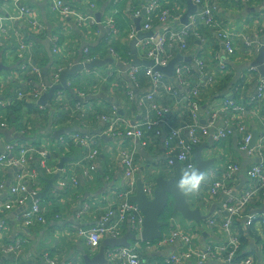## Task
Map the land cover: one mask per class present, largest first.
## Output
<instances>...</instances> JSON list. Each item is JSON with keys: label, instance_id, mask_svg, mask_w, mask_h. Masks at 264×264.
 <instances>
[{"label": "crops", "instance_id": "obj_1", "mask_svg": "<svg viewBox=\"0 0 264 264\" xmlns=\"http://www.w3.org/2000/svg\"><path fill=\"white\" fill-rule=\"evenodd\" d=\"M63 1L69 7L68 15L60 14L55 9L56 0H25V5L35 11L39 23L44 28V35L35 37L29 31L27 19H18L14 2L0 0V26L3 25L6 31L0 38V120L6 123L5 128H0V151L2 147L16 140L15 137L19 135L22 126L23 131H27V125H30V136L26 141L48 148L55 158L51 167L56 171L53 175L46 176L42 172L39 158L31 159V166L41 181L37 190L40 197H37L38 195L36 197L47 210V220L44 225H35L24 230L17 218L22 209L5 212L0 218L7 221L6 229L0 232V264H41L42 260L46 261V264H49V261L55 264L68 262L88 264L90 261L91 264L99 254L103 240L107 239L101 240L99 247L92 250L88 248L83 238L78 237L76 231L78 228L90 229L97 226L100 215L108 205L117 206L125 200L126 194L130 202V198L135 194L136 183L130 194L123 176L122 154H128L133 158L137 168L135 182L137 178H141L143 182L147 178L155 181L158 177L170 178L174 174V167H169L167 160H174L179 150L174 149L173 153L168 151L165 142L172 129H181L180 139L188 140L184 127L192 124L193 118L184 104L185 87H199L203 92L199 97L201 103L198 118L201 119L208 111H219L223 100L235 98L236 102L246 109L240 120L245 124L249 134L252 137L256 136L254 144L264 137V106H260L255 112L251 111L252 99L255 97L258 82L262 79L259 72L251 71V68L254 67L261 45H264V0L212 1L210 7L213 9L217 24L223 26L233 36L235 52L232 55L225 53L214 30L203 27L198 21L194 26L191 25L198 11L191 0H160L157 10L162 12L157 15V10L153 11L152 23L161 27L170 23L172 29L183 34L185 47L181 48L178 42L168 44L169 62L175 59L178 61L172 70V76L163 72H158V75L161 78L160 84L165 83L171 87L172 93L168 94L166 90L160 88L150 100L148 96L153 83L145 68L139 67L141 70L134 82L130 80L128 71L133 68L131 41L139 33H149L143 32L142 24L148 16V7L157 0H123L118 6L114 5V0H104L96 2L94 9H89L92 0ZM127 3L129 13L126 12ZM167 9L173 11L172 14L178 17L177 20L172 22L161 20L163 11ZM190 9L192 14L188 23L182 24L181 18ZM81 12L91 16L94 23L99 24L89 22L79 24L76 16L72 14ZM109 21H112V29L108 25ZM131 35H134V38L131 39ZM24 36L32 46L24 56L19 57L16 47ZM243 38H257L259 42L245 49ZM48 39L51 55H48L43 45ZM144 39L147 38L140 41ZM140 41L136 44V56L144 61L143 53L139 49ZM85 50H88L87 55ZM87 56L89 61H104L110 58L119 62L116 60V64L107 63L84 68L74 77L66 76L69 90L62 88L55 90L53 97L45 105H40L39 100L44 94L51 88L60 86V78L57 84L52 83L53 75L58 70L63 72L72 68L75 62L86 63ZM28 60L42 70L39 84L35 83L31 73L20 67ZM196 60L203 64L201 68L196 65ZM221 66L224 70L220 72ZM176 69L179 70L185 85L177 82L176 76L179 72H176ZM211 77L215 81L210 84L208 79ZM37 85L46 89L44 94ZM19 91L29 95L35 91L41 94L32 112L27 111L28 106H23L27 103L23 102L19 103L22 107L13 116L6 106L13 101ZM236 92L239 93L236 95ZM59 94L63 99L61 103H56L55 99ZM112 109L116 110V116L124 124L137 125L144 119H150L159 126L146 133L145 142L136 139H116L107 133L109 123L102 119L106 117L110 122H114L116 117L112 115ZM225 119V114L219 113L216 126L222 127ZM198 124L201 126L204 121ZM68 128L76 129L58 138L55 137L57 132ZM157 131L159 134H156ZM67 135H78L93 140L98 147V155L87 163L82 160L89 155L91 146L71 145L67 152L61 150L58 140L61 136ZM210 136L209 134L203 138L202 144H205ZM239 144L240 137L234 132L227 141L213 142L211 147L202 151V159H215V164L208 170H212V173L222 171L228 164L238 167L232 175V181L229 182L238 194L257 186L255 182L246 178V172L261 159L257 155L250 156L247 152L241 151ZM194 155L195 151L193 157ZM262 161L264 164V158ZM60 166L64 169L72 168L70 176L76 178L78 186L76 190H58ZM17 173L16 168L0 167L3 182L0 201L9 197V188L16 183ZM208 176L209 172H206V177ZM209 182V179L208 182L203 181L196 192L188 194L192 208L199 209L205 219L199 224L188 222L168 208L163 214H168L169 218L165 219L163 214L161 217V221L166 223L162 235L173 229V224L169 222L171 218H176L177 229L194 234L192 245L197 251L205 249L206 246L222 248L227 245L229 234L222 232L219 227L226 218L222 206L227 197L222 192L216 196L209 195L207 186ZM85 205L89 206V210L79 217L78 214ZM263 206L264 196L261 194L252 201L249 214L246 212V215L262 214L259 211ZM26 208L28 206L23 207V210ZM245 219L236 218L240 223H235L236 230H232L231 235H235L240 241L239 230L247 232L252 228L255 237L252 239L247 237L249 255L245 257H251L258 264H262L264 223H260V228L256 224L247 227ZM211 221H215L218 227L211 225ZM22 232H25L27 242L21 255L2 256V247L14 242L16 237H22ZM127 232L128 228L125 229L124 235ZM162 239L150 247L145 244L141 246L143 264H166L172 257L180 256L189 249L180 239L160 247L157 243ZM130 243L131 241H128V244ZM110 249L112 248H105V263L102 264H110L106 258V252ZM181 264H197V261L186 259ZM205 264L223 262L212 258Z\"/></svg>", "mask_w": 264, "mask_h": 264}, {"label": "built area", "instance_id": "obj_2", "mask_svg": "<svg viewBox=\"0 0 264 264\" xmlns=\"http://www.w3.org/2000/svg\"><path fill=\"white\" fill-rule=\"evenodd\" d=\"M16 6L18 19L23 18L27 19L28 27L30 33L35 36H43L44 28L41 23H39L35 11L25 5V0H12ZM104 0H92L90 3L89 9L95 8L96 2H102ZM209 0H191V2L197 7V13L192 19L191 25L198 21L201 22L203 27H208L214 30V34L219 39L224 51L228 55H232L235 52L233 36L227 31L223 26H219L216 22L213 9L209 5ZM123 0H114V5L118 6ZM127 11L129 13V3H127ZM160 6V0L151 3L147 9L148 16L144 21L143 32H152L153 36L151 38L144 39L139 42V49L143 53V58L145 61L152 62L153 65L149 68H145L146 74L150 77L152 81V86L150 88V95L148 100L154 96L160 88H163L167 91L168 94H171L172 88L167 86L165 83L161 85V78L158 75V72L154 70L156 67L165 68L170 61V56L168 55V44L170 42H178L181 48L185 47V42L183 39V34L177 32L170 27V23H167L164 27H161L159 24H153V11L157 10ZM68 6L63 0H56L55 9L60 12V14L68 15L69 10ZM76 16L78 23L82 24L85 22L94 23L91 16L81 13L72 14ZM178 17H172L168 10H164L162 13L161 20H168L172 22L177 20ZM99 23L95 22L94 25ZM110 29H112V21L108 22ZM5 27L0 26V38L5 34ZM130 38H134V35H131ZM56 41V39H55ZM55 41L53 43H55ZM258 41V39L243 38V47L249 49L253 47ZM1 46V42H0ZM32 46L27 38L24 36L21 38V42L16 47L17 55L19 57L24 56L27 51ZM261 47H264V45ZM88 54V50H85V55ZM117 60V59H116ZM118 61V60H117ZM26 62V63H25ZM24 64L20 65L22 70H27L35 79V83L39 84V79L42 74L41 68L33 65L31 61H25ZM86 63L91 61L87 60ZM119 62V61H118ZM196 65L199 68L203 64L199 60H196ZM141 68L134 67L128 71L129 78L131 81L136 80V76L139 73ZM224 70V67L221 66L220 72ZM257 70L256 68H251V71ZM61 71H57L53 75V84L59 82V76ZM176 72H179L176 69ZM177 82L180 85H185L183 82L180 72L176 76ZM215 80L213 77L208 79V82L211 84ZM41 93L45 92V88L41 85H37ZM186 95L184 96V104L188 107L189 115L193 118L192 124L185 126L187 132L188 140L184 141L180 139L181 129H172L168 135V138L165 142V147L168 151L174 152L176 149L177 152L175 159L183 166V171L189 168H195L193 150L200 146L203 143V138L207 137L210 134V131L213 130L212 140L214 143H221L227 141L230 136L236 132L240 137L239 148L243 152H247L248 155L259 156L260 162L253 165L246 172V178L257 184L256 187L240 192L239 194L229 185V182L232 181V175L238 170V167L235 165H226L222 171H215L212 173L209 172V176L206 177L210 182L208 183V192L211 196H216L219 192H222L227 200L223 204L222 209L226 213V218L223 220V223L219 224L220 230L226 234H229V239L227 245L222 248L206 246L203 250H196L192 245V239L194 234H188L183 232L180 229H177V219L171 218L170 224H173V229L169 233L162 235V241L157 243L158 246H163L166 243H171L176 239H180L184 245L189 249L180 256L172 257L170 260L166 261V264H181L186 259H196L197 264H205L210 259L214 258L221 260L223 264H254V259L251 257L239 258V250L241 243L239 238L235 235L232 236V230H236L234 220L236 218H247L245 219V225L247 227L256 224L260 228V223H264V214H254L246 215V210L249 207L251 201L255 198H258L261 194L264 196V164L263 155H264V137L254 144L252 148L250 143L252 141V136L247 131L245 124L240 120V116L246 112L245 107L241 104H238L233 98L223 100L221 108L219 111H208L200 119L198 118V112L200 105L198 104L196 98H199L202 94V91L199 87H185ZM41 93L35 91L33 94L29 95L23 91H19L14 97L13 101L7 104L6 107H11L17 102H25L27 104L35 105L38 101V97ZM239 92H236L237 95ZM44 94V93H43ZM63 96L59 94V97L55 99L56 103H61ZM262 103L264 104V78L260 79L258 82V87L256 90L255 97L251 102V111L255 112ZM219 113H223L226 116L224 124L222 127L216 126V121ZM112 115L116 117L114 122H110L109 118L102 117L103 121L109 123L107 133L116 138L131 140L136 139L139 141L145 142L146 133L150 130L156 129L159 125L157 122H153L150 119H144L142 123L137 125H127L120 121L116 116V110L112 109ZM235 117V120H233ZM24 120V119H23ZM204 121V124L199 126L198 123ZM23 123V121H22ZM6 123L0 120V128H5ZM27 131L23 129L19 132L21 139H16L17 142L8 143L6 146L2 147L0 151V167L3 169H18L16 175V183L9 188V197L6 200L0 201V218L4 216L5 212L13 211L14 209H22L17 216L20 221L21 227L26 229H31L35 225H44L46 223V213L47 210L41 204V201L36 197L37 190L40 188L41 181L37 175V172L31 166V159L37 157L40 160L42 172L46 176L53 175L56 171L54 167H51L53 159L55 158L51 155L48 148L37 146L34 143H29L26 140L30 136L31 126L27 125ZM156 134H159L157 131ZM60 149L67 152L68 147L72 146H91V151L87 157L82 161L87 163L94 159L98 155V147L93 140H89L86 137L78 135L70 136H61L58 140ZM250 147V148H249ZM175 149V150H174ZM174 161L172 159L167 160L169 167L173 166ZM122 168L123 176L127 182V187L129 193L132 194L135 188V173L137 168L134 164L132 156L123 153L122 154ZM74 167V165H71ZM60 178L57 188L60 191L64 190H76L77 181L75 177H71L72 168L61 169ZM3 188V182L0 176V190ZM154 189V181L149 178L144 180V193L148 198H152ZM128 195H125V200L122 201L117 206L106 207L102 214L99 217V223L97 226L88 228H78L76 234L78 237L83 238L89 249H97L100 245L101 240L103 239H119L124 233L125 229L128 228V231L134 236V240L131 241L129 247H117L112 248L106 252L107 261L110 264H143L141 259V246L145 244L150 247V242H145L141 238L142 232V223L143 215L136 208L134 204L128 201ZM28 206L25 210L23 207ZM89 210V206L85 205L79 212V217L83 216ZM211 225H214L216 228L218 224L215 221L210 222ZM7 227L6 220H0V232L4 231ZM26 245V239L23 237H16L14 242L5 245L1 249L2 256L10 257H19L24 250ZM47 260V258H45ZM44 259V260H45ZM46 262V261H45ZM47 263V262H46ZM49 264H55V262H50ZM66 264H73L68 262ZM264 264V261L262 262Z\"/></svg>", "mask_w": 264, "mask_h": 264}, {"label": "water", "instance_id": "obj_3", "mask_svg": "<svg viewBox=\"0 0 264 264\" xmlns=\"http://www.w3.org/2000/svg\"><path fill=\"white\" fill-rule=\"evenodd\" d=\"M191 4V3H189ZM191 9L181 18L182 24H187L188 19L191 16ZM140 26L137 27L138 31ZM153 36L151 32L143 34L139 33L136 38L131 41V55L133 61L131 62V67H144L149 68L153 65L149 61H141L136 56V44L137 41L142 40L143 38H149ZM50 40L44 41V46L48 55H51L49 50ZM178 59L172 60L165 68L156 67L154 68L157 72H163L169 76H172V70L177 64ZM107 63L116 64L117 61L114 59H106L104 61L94 60L89 63L80 64L79 61L74 63L72 68L64 70L60 73V86H55L50 89L47 94H44L39 100L40 105H45L48 100L53 97L55 90L66 89L69 90V87L66 84V76L74 77L77 73H80L84 68H93L100 65H105ZM254 68L257 69L260 76L264 78V47L259 51V55L253 64ZM76 128L63 129L55 134V137L58 138L60 135H65L67 133L73 132ZM214 131H210V138L205 144H202L195 148L194 162L195 169L202 173L206 181V172L215 164V159L204 160L202 159V151L206 148H209L213 145L212 135ZM16 139H21L20 136H16ZM256 140V136L252 137L250 147H253V144ZM174 174L170 178L158 177L154 181V189L152 198H148L144 193V182L141 178H137L135 194L130 198V202L136 206V208L143 215L142 223V232L141 238L146 242H153L160 240L162 238V229L166 227V223L161 221L162 214L168 208H171L173 213L178 214L182 220L188 222H194L199 224L205 219L202 216L199 209H193L190 203V197L188 194L183 193L179 187L178 183L182 177L183 169L182 165L174 158ZM63 167L60 166V169ZM43 194L41 195V197ZM37 197H40L39 195ZM259 213L264 214V206ZM134 240V236L128 231L126 235L119 239H107L103 240L102 245L99 248V254L91 262V264H102L105 263V248H117V247H129L128 241ZM88 261V260H87ZM90 262V261H89ZM88 262V264H90ZM41 264H46L43 260Z\"/></svg>", "mask_w": 264, "mask_h": 264}, {"label": "trees", "instance_id": "obj_4", "mask_svg": "<svg viewBox=\"0 0 264 264\" xmlns=\"http://www.w3.org/2000/svg\"><path fill=\"white\" fill-rule=\"evenodd\" d=\"M212 1L213 0H209L208 2H209V5H211V3H212ZM169 12H170V14H171V16L172 17H174V15L172 14V12H171V10H169V9H167ZM161 12H162V10H160V11H158L157 10V15H160L161 14ZM39 41V40H38ZM138 81V80H137ZM202 91V90H201ZM203 93V92H202ZM234 99V98H233ZM196 100H197V102H198V104L200 105V103H201V98H196ZM235 100V99H234ZM236 101V100H235ZM262 105L264 106V104L262 103ZM261 105V106H262ZM23 106L25 107V106H28V112H32V110H34L35 109V106L34 105H28V104H23ZM20 107H22V106H20V104L19 103H16V104H14L13 106H11V107H9V110L12 112V115L13 116H15V114H16V112H18L19 110L18 109H20ZM20 112H21V110H20ZM15 118V117H14ZM16 120V119H15ZM14 123V122H13ZM24 125V124H23ZM170 128H173V127H171L170 126ZM23 129V126L19 129L20 131ZM14 142H17V141H14ZM193 154H194V150H193ZM252 204V201H251V203H250V205ZM250 205H249V207H250ZM249 207L247 208V210H246V212L249 214ZM247 213H245V214H247ZM163 216H164V218L165 219H168L169 217H168V214H163ZM237 221H240V220H234V223H236ZM237 223H240V222H237ZM241 228V227H240ZM242 229V228H241ZM239 233H240V238H241V240H240V243L242 242V247L240 248V250H239V258H241V257H245V256H248L249 255V253H248V250H247V248H248V245H249V239H247V237L249 236V238L250 239H252L253 237H255L254 236V232H253V229L252 228H250V229H248L247 230V232H243V230H239ZM22 235V237L24 238V239H26V237H25V232H22L21 233ZM241 234H243V235H241ZM26 242H27V240H26ZM155 242H157V241H153V242H151L150 244H154ZM242 250H243V252H242ZM254 264H258L256 261H255V259H254Z\"/></svg>", "mask_w": 264, "mask_h": 264}, {"label": "clouds", "instance_id": "obj_5", "mask_svg": "<svg viewBox=\"0 0 264 264\" xmlns=\"http://www.w3.org/2000/svg\"><path fill=\"white\" fill-rule=\"evenodd\" d=\"M19 103H23V102H19ZM204 179H205L204 175L200 173L198 170H196L195 168H189L183 172L182 177L178 183V187L183 193L191 194L199 189Z\"/></svg>", "mask_w": 264, "mask_h": 264}, {"label": "rangeland", "instance_id": "obj_6", "mask_svg": "<svg viewBox=\"0 0 264 264\" xmlns=\"http://www.w3.org/2000/svg\"><path fill=\"white\" fill-rule=\"evenodd\" d=\"M43 35H44V32H43ZM111 46H113V44H111ZM7 108H9V107H7Z\"/></svg>", "mask_w": 264, "mask_h": 264}]
</instances>
